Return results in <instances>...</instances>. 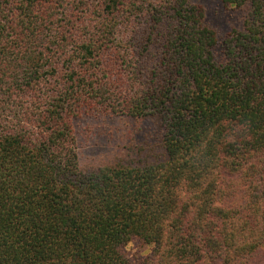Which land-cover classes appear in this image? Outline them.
<instances>
[{
	"label": "trees",
	"instance_id": "1",
	"mask_svg": "<svg viewBox=\"0 0 264 264\" xmlns=\"http://www.w3.org/2000/svg\"><path fill=\"white\" fill-rule=\"evenodd\" d=\"M220 3L0 0V264H264V0Z\"/></svg>",
	"mask_w": 264,
	"mask_h": 264
},
{
	"label": "rangeland",
	"instance_id": "2",
	"mask_svg": "<svg viewBox=\"0 0 264 264\" xmlns=\"http://www.w3.org/2000/svg\"><path fill=\"white\" fill-rule=\"evenodd\" d=\"M206 8L210 21L222 29L227 28V13L223 11L220 0H199ZM85 123H82L83 125ZM86 125V124H85ZM110 127L104 133H98L95 138L87 140L83 138L81 146V161L84 165L97 164L112 157L116 151L113 136L108 134ZM115 133V132H114ZM117 142L119 138L117 137ZM127 143V140H124ZM150 246L143 243H129L126 252L131 256L144 255L149 252Z\"/></svg>",
	"mask_w": 264,
	"mask_h": 264
}]
</instances>
